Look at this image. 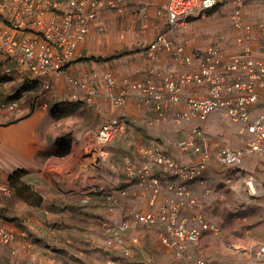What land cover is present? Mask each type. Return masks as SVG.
I'll return each mask as SVG.
<instances>
[{"label":"built area","instance_id":"built-area-1","mask_svg":"<svg viewBox=\"0 0 264 264\" xmlns=\"http://www.w3.org/2000/svg\"><path fill=\"white\" fill-rule=\"evenodd\" d=\"M227 2L232 4L237 31L234 40L238 49H230L229 37L225 34L204 48H193L174 37L178 29L189 24V17L204 15ZM122 3L123 0H0V82L5 77L12 82L14 76L22 82L15 94L0 99V113L24 112L20 104L31 93L36 94L31 106L34 110L47 105L46 97L53 90L57 75L66 74L69 83L86 88V82L66 70L77 58L91 21L104 8L121 9ZM166 9L168 29L159 33L148 46L152 55L167 52L177 64L163 73V81L155 80L154 69L150 70L148 78L118 89L117 78L111 71H106L102 80L109 89L113 106L118 109L127 105L135 92L140 102L154 108L157 120H167L173 110L176 122L192 123L177 145L181 150L194 152L199 159L181 162L154 142L141 151L149 161L140 163L130 156L126 158L128 176L152 190L151 207L156 205L163 190L162 179L155 174L157 168L171 175L168 187L177 196L190 195L189 182L205 185L204 174L212 162V153L204 123L218 113L239 123L240 134L249 135L240 146L227 144L219 148L216 155L221 166L218 181L231 184L233 178H237L238 189L241 187L251 198L264 196V183L243 167L249 156H264V57L258 55L251 44L254 26L244 19V0H169ZM257 30L264 33V22L258 24ZM94 94L95 89L89 88V95ZM127 127L125 117L113 115L97 131L98 142L102 145L112 142ZM1 154L0 143V199L3 200L12 196L14 190L9 175L3 172ZM89 187L93 192L106 194L113 205L116 202L117 190L98 181ZM206 190L214 189L210 186ZM117 193L124 195L126 191ZM190 202L195 203V200ZM182 208L183 202L167 197L157 211H136L120 224L108 227V244L120 246L128 256L131 246L140 242V236L132 235L127 244L125 234L142 225L159 223L162 244L173 249L177 256H185L189 245L199 242L208 232L218 233L220 226L208 219L203 210L184 216ZM4 209L5 205L0 203V243L27 251L32 245L28 232L4 222ZM254 248L264 259V245L257 244ZM105 264H116V261L109 257ZM196 264L206 263L198 259Z\"/></svg>","mask_w":264,"mask_h":264},{"label":"crops","instance_id":"crops-1","mask_svg":"<svg viewBox=\"0 0 264 264\" xmlns=\"http://www.w3.org/2000/svg\"><path fill=\"white\" fill-rule=\"evenodd\" d=\"M61 1L65 2L67 0ZM168 2L169 0H123L121 9L106 7L101 10L91 21L90 31L88 32L85 41L78 49L77 58L68 66L66 70L67 73L75 75L78 79H80V81L86 82L87 87L81 88L78 85H73L67 82L64 78L66 74L57 75L55 76L53 90L50 95L46 97V101L47 99L48 101L53 99L60 101L59 103L62 104V119H64L66 114H68L63 107V104H66L67 100L71 101L70 103L72 109L75 108L74 106L76 103H79V101L83 102V105L86 106L90 112L88 119H104L105 122L115 114H123L128 120V127L127 130L119 136L118 140L124 139L126 141L128 144L127 146H130V148H126L128 150L127 156L132 157L135 161L140 163L149 161V159L141 152L143 147L148 145V141H146L148 139H150L149 144L154 142L159 143L167 152L171 153L181 162H191L199 159L198 155L194 152L181 150L177 145V141L183 137V135L188 131V126H192V123L176 122L173 119V110L169 112V118L167 120H157L155 118L156 114L154 108L150 104H144L143 101L140 102V97L138 96L139 94L135 92L129 97L128 104L118 109L113 106L109 89L102 80L103 74L106 71H111L117 78L118 89L130 82L148 78L151 73L150 70L154 69L155 80L158 83H161L163 81V73L169 68L177 65L169 53L158 51L152 55L148 49L149 44L155 39V37L159 33L166 31L165 29L168 28L166 9ZM216 7L231 9L232 4L227 2ZM198 16L200 15L189 17V24L178 29L174 33V37L181 42L188 43L193 48H204L214 40L202 44L201 42H195L187 37H183L184 34L190 35L189 32L192 31L194 27V25H192V21L194 24V18ZM226 35L229 36L228 33ZM230 37L232 36H229L228 41L231 40ZM228 43L230 45V49L239 48V46L234 45L235 43ZM119 53L123 54L111 57L112 55ZM3 81H8V79ZM89 88L95 89V94L93 96L89 95ZM48 101L46 103L47 105H43L42 107L35 109L31 114L24 118H20L17 121H15V119L19 116L17 112L0 113V143L2 150L1 165L5 174L10 175L12 171L18 168L38 169L39 165L37 157L39 156L40 151H52V153L48 155L45 160L43 172L48 175L53 174L57 183L66 181L60 177V170L57 167L52 166L54 162L57 161L65 163L70 160V165L68 164L66 166H71L73 163H80L79 165H86L89 167V162H86L88 160L79 157V155H77L75 159H70L74 154V148H72L71 152L67 155L56 154V139L57 137L62 136L65 128L62 127V121H60L61 127H55L56 129L54 128L55 119H53L48 112ZM64 101L65 103H61ZM82 108L83 107H79L78 110L80 111ZM70 112L73 113L72 111ZM79 115L80 114H78V116ZM132 120L138 121L139 124L143 125L141 128L142 134L140 132L133 131V127L131 125ZM229 120L234 122L231 119ZM234 123L239 124L237 122ZM96 124L99 126V123H96V121L91 124H79L72 132V137H76L77 140H85L87 135L92 133L96 134L98 128L103 123L98 128H96ZM172 124L174 127L178 128V139L174 145H168L166 142L162 144L156 140L151 141L157 138L163 140L166 135L161 133L152 136L150 128L164 132L167 129H171ZM218 124L215 123L214 125ZM211 125L212 124H210V126L206 125V127H211ZM239 129L240 124L239 128L235 130L236 137L239 138L238 143H230L234 146L242 145L249 138L248 134H240ZM233 135L234 134H230L229 137H226L227 140ZM233 137H235V135ZM222 146L224 145H218L215 139L210 136L209 147L212 153V162L204 174L206 183L205 185H202L197 181L189 182V196L175 195L168 187V183L172 181L171 175L163 173L157 168V171L155 170V174L160 176L162 179L163 190L161 191L154 207H151L149 204L152 196V190L148 186L146 187L141 185L137 180L131 179L126 172L125 164L124 166L123 164H118L116 167L117 174L113 180H105L104 177L102 179L100 175V180H98L99 183H106L109 185V188L115 187V190H117L114 194L116 199L114 205L112 204V200H110L106 194L97 193L102 195L104 199L102 201L103 203L100 205L99 212H102L103 214L106 213L105 217L107 220L104 221L106 235L110 236L108 227L118 225L125 220L119 221L120 219L117 218L118 213L122 215L126 212H131L127 216L128 219V217L130 218V216H132L134 211H148L151 209L157 211L161 203L167 197H173L175 200L183 202L182 214L184 216H191L197 210H203L207 218L216 222L219 226L221 219L220 216L218 214H214L213 209L210 208L212 204L214 206L218 205L223 210H226L227 212L229 211L233 214L249 212L248 217L252 220H264V196L251 198L241 187L238 189L239 180H237V178H233L234 182L231 184L220 183L218 181L221 174V166L217 161L216 155L219 148ZM104 150H106V154L104 159L100 160L101 162H108L111 159L114 162L116 160L114 157H118V153L116 151L110 150L109 148H105L103 151ZM151 164H153V162H151ZM243 167L247 169V171L255 174L260 181L264 183V175L260 172V170L264 169V156H249L244 161ZM69 169V167L64 169L62 168V170L66 172H69ZM95 170H97V172L100 171V169ZM91 171L92 170L88 169L85 170L87 173H90ZM87 180L88 182L90 181L89 184L93 182L91 178ZM76 183L79 184L78 181H76ZM210 186L214 190L212 192H207L206 187ZM118 190H125L126 193L124 195L118 194ZM76 198L78 201L82 202L83 200L86 202L89 200L87 196H78ZM189 200H195V203H192ZM82 202H79L80 205H82ZM0 203L5 205V209L3 210V221L13 224L12 222L7 221L9 219L7 217L8 214H6V209H9L7 202H3V200L0 199ZM115 213H117V219L113 218L115 217L113 216ZM52 214L54 216H58L59 218L69 215L68 211L53 212ZM142 226L132 229L125 234L127 244L129 243V239L132 235L137 234L140 236V242L132 245L130 254L128 256L126 255L128 259H131L135 250L141 247V241L145 237L143 235ZM148 226L155 232L153 236H155V234L158 237L160 236L158 230L161 229V225L159 223ZM22 229H25L28 232V235L32 233L28 225L24 226ZM57 240L59 241V238ZM251 243L253 245L256 242L252 241ZM231 244L233 245V243ZM237 244L242 245V243H236V245ZM191 245L188 246L187 250ZM109 246H111L110 249L113 248V250H115V254L119 253L120 255H125L120 249V246ZM31 247L27 250V252L29 250L31 251L29 257L34 251V246L31 245ZM167 249L172 251V253L176 256L173 249L169 247H167ZM187 250L186 252H188ZM16 251H18V247H16ZM111 258H114L116 261L114 256H111ZM116 264H118L117 261Z\"/></svg>","mask_w":264,"mask_h":264},{"label":"rangeland","instance_id":"rangeland-1","mask_svg":"<svg viewBox=\"0 0 264 264\" xmlns=\"http://www.w3.org/2000/svg\"><path fill=\"white\" fill-rule=\"evenodd\" d=\"M244 3L246 6L244 19L254 26L251 44L256 53L264 57V33H260L257 30L258 24L264 22V0H244ZM232 15V8L216 7L209 10L204 15L194 18V24L192 21L194 27L189 32L190 35L184 34L183 37L205 44L211 40L215 41L221 35L228 33L229 36H232L229 42L233 44L235 43L233 37L237 31L234 27ZM234 45L237 46L236 43ZM13 65L9 64L10 67ZM73 76L76 77L75 75ZM64 78L69 82L66 75ZM21 85L22 82L17 76H14L12 82L1 81L0 99H6L15 94ZM35 96V93H31L24 103L20 104V109H23L24 112H17L18 118L30 111L33 105L32 102L36 98ZM48 102V112L55 119L54 128L61 127L62 124V127L65 128L62 135L69 140L71 150L74 148V154L70 159H75L79 155V157L88 160L86 162H89L90 165L87 167L86 165H79L80 163H73L71 167L66 166L71 163L70 160L65 163L54 162L52 166L60 170V177L66 181L58 183L55 181L53 174L48 175L43 172L46 155L39 154L37 157L38 169L24 168L27 172L21 175V180L31 186H29L31 191L22 195L15 189L13 195L4 198L3 201L7 202L9 206V209H6L9 219L6 220L12 222L18 229H22L26 225L31 229L32 233L29 234V239L32 246H34V251L29 257L30 250L27 252L18 248V251H16L0 243V264H104L111 256L116 258L118 264H196L198 259L204 260L206 264H264V259L258 255L253 247L256 244L264 245V220H252L248 217L249 212L233 214L213 204L210 208L221 219L220 231L218 233H206L199 242L193 243L189 247L185 257L175 256L172 251H169L162 244L160 236L158 237L156 234L155 236L157 237L153 236L155 232L148 225L142 226L145 237L141 241V247L135 250L131 259H128L126 255L115 254V250L113 248L110 249L111 246L108 244L109 236L106 235L104 228V221L107 220L105 217L106 213L99 212L100 205L104 200L103 196L97 194L101 192H93L90 189L89 185L91 183L89 184L90 181L88 182L87 179L91 178L93 182H96L100 180L101 175L102 179L104 177L105 180H113L117 174L116 167L118 164H123L124 166L125 158L128 157L127 149L130 146H127L128 144L124 139L118 140L119 136L112 142L102 145L98 142L95 133L87 135L85 140H77L76 137H72V132L79 124H91L96 121L100 126L106 121L104 122V119H88L90 112L83 105V102L79 101L74 106L75 108L72 109L70 100L63 104L68 114L62 119V104L59 103L60 101L53 99ZM61 103H65V101ZM79 107H83L80 110L81 112L78 110ZM53 113L58 116L54 117ZM78 114L80 115L78 116ZM121 115L125 117L123 114ZM60 121H62L61 124ZM215 123L219 124L214 125ZM173 124L171 129H167L164 132L150 128L152 136L161 133L166 135L163 140L157 138L151 141L156 140L162 144L166 142L168 145H174L178 139V128L174 127ZM210 124H212L211 127L207 128L206 125L210 126ZM131 125L133 131L142 134V124L132 120ZM204 125L209 137L212 136L218 145L237 144L239 141L235 132L239 128V124L231 122L229 118L223 115L214 113ZM99 126L96 124V128ZM230 134H234L235 137H233L234 135L230 136V139L227 140L226 137H229ZM149 140H146L148 145H150ZM105 148L118 153V157H114L117 161L115 159L114 162L112 159L108 162L100 161L105 157L106 150L103 151ZM68 167L70 168L69 172L62 170V168ZM93 167L100 169V171L97 172ZM86 169L92 171L87 173L85 172ZM260 172L264 175V169L260 170ZM103 184L109 187L108 184ZM78 196H87L89 200L88 202L84 200L83 202L78 201L76 198ZM79 202H82V205ZM60 211H68L69 215L59 218L52 214ZM130 213L126 212L122 215L115 213L113 218H118L120 219L119 221L126 220ZM160 230H158V233ZM58 238L59 241L57 240ZM252 241L256 243L252 245ZM236 243H242V245H236Z\"/></svg>","mask_w":264,"mask_h":264},{"label":"trees","instance_id":"trees-1","mask_svg":"<svg viewBox=\"0 0 264 264\" xmlns=\"http://www.w3.org/2000/svg\"><path fill=\"white\" fill-rule=\"evenodd\" d=\"M123 53L114 54L111 57H116V56L121 55ZM3 80H6V77L3 78ZM55 110H54V112H55ZM33 111H34V109L30 108V111L20 118H24V117L28 116ZM53 116L57 117L58 115L53 113ZM20 118L15 119V121L19 120ZM56 146H57V151H56L57 153L56 154L67 155L71 151V146H70L69 140L64 135L57 137ZM51 153H52V151H40L39 152V154L46 155V156L50 155ZM26 172H27L26 169L20 168V169H16L13 173H11L9 175V183H10L11 187L13 188L14 192H15V189H17L18 193H20L22 195H25V193L27 194L31 191L30 190L31 186L28 183H26L25 181L21 180V175L25 174ZM7 217H9V216L7 215Z\"/></svg>","mask_w":264,"mask_h":264}]
</instances>
